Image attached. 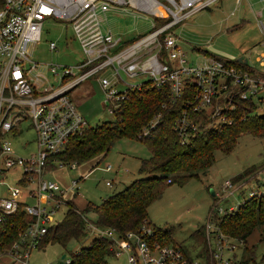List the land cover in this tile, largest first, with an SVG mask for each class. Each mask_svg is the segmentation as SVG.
<instances>
[{
    "label": "built area",
    "instance_id": "built-area-1",
    "mask_svg": "<svg viewBox=\"0 0 264 264\" xmlns=\"http://www.w3.org/2000/svg\"><path fill=\"white\" fill-rule=\"evenodd\" d=\"M217 1L0 0V227L12 223L18 210L31 219L19 231L18 241L4 249L12 259L11 264H28L31 250L37 248L48 227L54 224L52 216L67 191L56 181L45 179L44 173L52 171L49 164H63L54 155L65 150L70 140L89 126L71 101L69 91L73 87L97 78L104 104L114 114L132 92L141 91L147 82L155 87L168 84L171 102L183 101L182 111L173 123L181 143L188 142L190 130L198 127L189 119L192 115L203 113L205 118H219L233 97L255 98L264 91V77L252 76L246 70L212 58L201 63L188 62L177 46L175 28ZM116 9L152 17V29L133 40L122 39L107 24V13ZM46 19L71 25L83 53L82 61L75 66L56 65L62 71V85L56 90L40 88L43 81L32 75L37 63L31 62L25 51L27 43L41 39ZM48 46L50 50L57 48L54 41ZM259 61L264 64V56ZM56 67L52 66L51 71L56 73ZM103 71H109L111 78L100 76ZM25 124L33 130L35 144V150L27 157L15 153L10 140L21 134ZM75 166L76 163H71L72 168ZM13 171H16L14 184L5 186L4 178ZM77 182L73 180L69 187L74 188ZM231 185L232 181L226 180L223 189ZM262 195L264 180L249 190L243 202ZM22 197L33 203H26ZM236 208L228 212L220 210V215ZM89 225L95 236L110 240L114 256L125 252L128 264H207L208 260L210 264H233L234 250L243 243L217 226L210 231L207 221L208 256L189 258L181 246L163 245L155 240L153 229L145 226V222L138 232L125 235L91 222ZM69 262L70 258L62 264Z\"/></svg>",
    "mask_w": 264,
    "mask_h": 264
},
{
    "label": "rangeland",
    "instance_id": "rangeland-1",
    "mask_svg": "<svg viewBox=\"0 0 264 264\" xmlns=\"http://www.w3.org/2000/svg\"><path fill=\"white\" fill-rule=\"evenodd\" d=\"M107 24L115 35L124 40H133L152 29V17L131 10L116 9L107 13ZM177 46L183 51L188 62L201 63L211 58L231 61L243 57L249 59L255 72L264 73L260 59L264 56V0H219L208 8L191 15L175 28ZM56 43V50L49 49V42ZM26 56L37 66L32 75L43 81L40 87L58 89L61 84V68L56 65L75 66L83 59V53L71 25L57 20L43 21L41 39L25 45ZM258 57V61L255 59ZM56 67V73L51 67ZM101 75L111 78L109 71ZM72 103L90 126L113 121L115 116L104 104V95L97 78L92 77L79 83L69 91ZM263 97L262 101L258 99ZM256 113L264 112V91L255 97ZM229 104H226L227 108ZM252 112V113H254ZM215 123L226 120L224 115L211 117ZM34 132L25 124L19 136L10 138L15 153L27 157L35 150ZM26 144L23 148L22 145ZM150 152L137 140H118L107 155L97 164L98 158L87 162L58 165L44 173L45 179L56 181L64 189L63 202L52 216V223L60 222L67 209V201L79 210L88 202L100 204L109 195L122 190L133 180L145 176L138 172L139 161L148 158ZM215 162L184 185H169L161 197L147 209L148 222L145 226L172 227V243L181 246L187 257L208 256L205 233L207 221L210 231L215 229V216L220 210L228 212L246 199L250 189L264 180V136L250 134L239 136L232 151L223 153L216 150ZM109 168L110 170H106ZM250 175L236 180L245 170ZM16 171L5 179V186L13 185ZM231 180L226 190L223 183ZM77 185L70 188L71 182ZM111 183V186L106 183ZM4 186V187H5ZM4 187L1 188L3 193ZM212 191L214 193H212ZM216 195V196H214ZM26 203L33 202L22 197ZM86 234L80 239H71L65 247L47 244L30 252L28 264H62L71 254L89 245L95 233L88 223L95 224V217L88 213L83 217ZM213 235V234H212ZM228 236V235H227ZM230 238H233L229 236ZM235 239V238H234ZM237 239V238H236ZM239 239V238H238ZM234 250L237 264H264V222L249 234L247 239ZM168 242V241H166ZM171 243H165L168 245ZM62 255H65L62 258ZM209 259V258H208ZM108 264H128L125 252L110 256ZM0 264H11V257L0 251ZM210 264V260L208 263Z\"/></svg>",
    "mask_w": 264,
    "mask_h": 264
},
{
    "label": "trees",
    "instance_id": "trees-1",
    "mask_svg": "<svg viewBox=\"0 0 264 264\" xmlns=\"http://www.w3.org/2000/svg\"><path fill=\"white\" fill-rule=\"evenodd\" d=\"M212 59L246 70L252 76L264 77V73L255 72L247 63ZM254 100L253 97H233L229 107L220 113L226 120L219 123L205 118L203 113L192 115L189 119L198 127L190 130L188 142L181 143L173 130V123L182 111L183 101L171 102L169 85L155 87L147 82L141 91L132 92L129 99L116 108L113 121L89 125L81 134L74 136L66 149L55 154L54 158L63 164H81L97 157L98 164L118 140L127 138L142 142L150 152L148 158L139 161L138 172L145 176L107 196L100 204L88 202L79 210L67 201L62 220L48 227L37 248L47 244L65 247L71 239L83 237L86 234L83 217L88 213L94 215L97 226L112 228L120 235L138 232L142 224L148 222V207L161 197L169 185H184L192 178H199V173L215 162V151L229 153L239 136H264V112H254L257 109ZM258 100L262 101L263 97ZM48 167L51 170L57 168L54 164ZM251 169L245 170L235 179L250 175ZM11 221L13 224L9 222L0 227L1 252L18 241L19 231L31 219L18 210ZM263 222L264 195L257 200H246L233 212L215 216V225L226 235L244 241ZM152 229L153 238L159 243L175 244L172 243V227L153 226ZM110 245L107 238L94 235L88 246L71 254L68 264H108L107 259L114 256ZM235 256L233 264H237Z\"/></svg>",
    "mask_w": 264,
    "mask_h": 264
},
{
    "label": "water",
    "instance_id": "water-1",
    "mask_svg": "<svg viewBox=\"0 0 264 264\" xmlns=\"http://www.w3.org/2000/svg\"><path fill=\"white\" fill-rule=\"evenodd\" d=\"M238 62H244V63H247V60H245L243 57H240V58H238V59H236ZM212 193H214L213 191H212ZM65 257V255H62V258H64Z\"/></svg>",
    "mask_w": 264,
    "mask_h": 264
},
{
    "label": "crops",
    "instance_id": "crops-1",
    "mask_svg": "<svg viewBox=\"0 0 264 264\" xmlns=\"http://www.w3.org/2000/svg\"><path fill=\"white\" fill-rule=\"evenodd\" d=\"M237 1H240V0H237ZM245 59V58H244ZM245 60H247V64H249L250 65V62H249V59H245ZM258 61V57L255 59V61ZM261 64V63H260ZM262 66H264V64H261ZM11 263H12V259H11Z\"/></svg>",
    "mask_w": 264,
    "mask_h": 264
}]
</instances>
